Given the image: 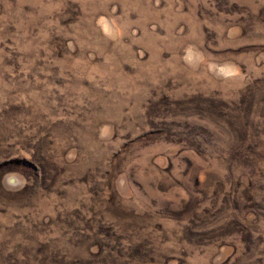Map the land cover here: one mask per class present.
Returning a JSON list of instances; mask_svg holds the SVG:
<instances>
[{
	"label": "rangeland",
	"instance_id": "374dc122",
	"mask_svg": "<svg viewBox=\"0 0 264 264\" xmlns=\"http://www.w3.org/2000/svg\"><path fill=\"white\" fill-rule=\"evenodd\" d=\"M0 264H264V0H0Z\"/></svg>",
	"mask_w": 264,
	"mask_h": 264
}]
</instances>
